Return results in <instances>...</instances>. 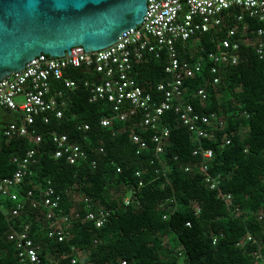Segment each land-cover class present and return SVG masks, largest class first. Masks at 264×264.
I'll return each instance as SVG.
<instances>
[{
    "label": "trees",
    "instance_id": "1",
    "mask_svg": "<svg viewBox=\"0 0 264 264\" xmlns=\"http://www.w3.org/2000/svg\"><path fill=\"white\" fill-rule=\"evenodd\" d=\"M236 14L231 11L229 21L217 31L178 45L183 60L203 67L202 73L185 82L186 103L198 114L214 113L225 123L212 131L213 139L195 141L178 115L169 112L163 117L171 129L165 152L157 156L150 144L149 150L137 155L131 135L144 133L141 114L117 121L113 131L104 129L100 122L111 116V105L90 102L84 83L98 81L91 70L68 72L79 83L75 91L53 83V92L63 93L59 101L64 116L60 120L52 117L49 124L37 119L35 129L43 138L38 163L19 195L30 191L39 200L50 183L61 197L57 215H71L79 209L81 218L72 222L66 240L59 243L48 237L45 209L27 210L20 218L10 219L11 204L4 201L0 206V264H20L18 250L6 234L11 228L26 226L46 264H73L74 259L76 264H264V61L255 48L259 23L246 16L244 29L246 24L234 21ZM231 29L251 44L241 46L237 65L224 67L221 82L214 85V64L208 56L220 51V42ZM166 65L165 53L161 57L147 53L134 63L132 77L159 99L157 87L168 79ZM203 88L208 92L206 101L195 97ZM9 115L10 122H17L13 113ZM86 125L89 131H84ZM54 133L68 135L87 152L88 160L75 166L56 160L52 155ZM152 134L143 137L149 140ZM199 147L214 151L209 173L220 176L219 191L210 190L204 181L203 159L194 156ZM33 148L31 137L3 140L0 178L10 177L16 169L12 160ZM137 172L143 175V187H139ZM128 194L135 202L131 207L122 202ZM86 198L89 204L84 203ZM96 209L111 212L102 228L86 220ZM248 236L253 241L247 242Z\"/></svg>",
    "mask_w": 264,
    "mask_h": 264
},
{
    "label": "built area",
    "instance_id": "2",
    "mask_svg": "<svg viewBox=\"0 0 264 264\" xmlns=\"http://www.w3.org/2000/svg\"><path fill=\"white\" fill-rule=\"evenodd\" d=\"M233 10L238 12L233 16L236 23L246 24V16L259 23L255 48L259 58L264 61V0H148L143 24L124 32L117 44L98 52H84V48L75 47L71 55L60 59L42 54L29 62L23 71L1 80L0 113H13L17 122L4 124L0 131V148L3 140L26 137H31L36 145V148L27 151L22 158L12 160L16 169L10 177L0 178V206L4 201L11 204L8 217L20 218L27 210L45 209L50 227L48 237L57 239L59 243L66 240L72 222L81 218L79 209L74 210L71 215H57L61 197L50 183L42 191L39 200L30 191L19 195L21 185L33 174L32 168L38 163L39 146L43 138L35 129L37 119L49 124L52 117L60 120L64 116L62 103L59 101L63 93L61 90L53 92V83H60L70 91L79 88V83L68 77L70 70L85 68L98 77V81H86L84 86L90 93L91 103L105 101L111 105V116L102 118L100 122L104 129L113 131L117 121L126 122L130 117L141 114L142 132L153 134L149 140L143 137L144 133L131 135L137 155L149 150L150 144L154 146L157 156L165 152L171 129L163 123V117L169 112L178 115L179 123L192 133L195 141L213 139L212 131L222 129L225 123L214 113L198 114L191 104L186 103L185 82L202 73L203 67L201 63L183 60L178 45H184L199 35L217 31L226 20L229 21ZM244 27L246 29L247 24ZM250 44L247 38L239 36L234 29L228 30L226 37L220 42V51L208 56L209 61L214 64L211 68L214 85L221 82L224 67L237 65V53L241 46ZM147 53L156 57L165 53L167 57L165 73L168 79L157 87V92L161 94L159 99L146 92L132 77L134 63L143 60ZM17 97H23L24 103H17ZM195 97L206 101L208 92L204 88L200 89ZM89 130L90 126L86 125L84 131ZM52 142V155L56 160H65L72 166L88 160L87 152L68 135L54 133ZM100 153H105L103 148ZM194 156L203 159L201 170L205 174L206 185L212 191H219L220 176L214 177L209 173V163L215 157L214 151L199 147ZM96 165V162L92 163L93 168ZM117 172L121 173V169ZM136 177L140 180L139 187H143L142 173L137 172ZM230 199L231 196H227V200ZM122 202L125 207H131L135 203L130 194L123 197ZM84 203L89 204V199H84ZM199 212L200 210L197 214ZM110 215L109 210L96 209L87 214L86 220L94 223L97 228H102ZM167 218L166 216L165 219ZM187 226L191 227V223ZM6 239L16 246L20 264H46L41 260V248L30 235V226L22 230L11 228ZM250 241H253V237L248 236L247 242ZM76 262L74 259L73 264Z\"/></svg>",
    "mask_w": 264,
    "mask_h": 264
},
{
    "label": "water",
    "instance_id": "3",
    "mask_svg": "<svg viewBox=\"0 0 264 264\" xmlns=\"http://www.w3.org/2000/svg\"><path fill=\"white\" fill-rule=\"evenodd\" d=\"M148 0H0V81L44 54L105 50L144 22Z\"/></svg>",
    "mask_w": 264,
    "mask_h": 264
},
{
    "label": "crops",
    "instance_id": "4",
    "mask_svg": "<svg viewBox=\"0 0 264 264\" xmlns=\"http://www.w3.org/2000/svg\"><path fill=\"white\" fill-rule=\"evenodd\" d=\"M11 119H12V117L9 114H7V113H0V120H1V122L7 123V122H10Z\"/></svg>",
    "mask_w": 264,
    "mask_h": 264
},
{
    "label": "rangeland",
    "instance_id": "5",
    "mask_svg": "<svg viewBox=\"0 0 264 264\" xmlns=\"http://www.w3.org/2000/svg\"><path fill=\"white\" fill-rule=\"evenodd\" d=\"M16 102L19 103V104L24 103V99H23V97H17V98H16ZM3 126H4V124H1V123H0V131L2 130Z\"/></svg>",
    "mask_w": 264,
    "mask_h": 264
}]
</instances>
